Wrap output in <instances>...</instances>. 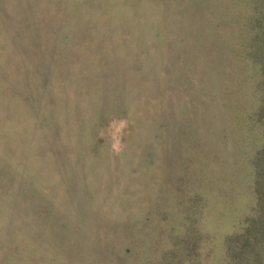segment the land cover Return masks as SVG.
Returning <instances> with one entry per match:
<instances>
[{
    "label": "rangeland",
    "instance_id": "374dc122",
    "mask_svg": "<svg viewBox=\"0 0 264 264\" xmlns=\"http://www.w3.org/2000/svg\"><path fill=\"white\" fill-rule=\"evenodd\" d=\"M263 57L264 0H0V264H264Z\"/></svg>",
    "mask_w": 264,
    "mask_h": 264
},
{
    "label": "trees",
    "instance_id": "16d2710c",
    "mask_svg": "<svg viewBox=\"0 0 264 264\" xmlns=\"http://www.w3.org/2000/svg\"><path fill=\"white\" fill-rule=\"evenodd\" d=\"M260 72H261L260 90L262 92V99H261V105L259 107V113H261L263 117L264 116V63L261 64L260 66ZM260 199H261V195H260Z\"/></svg>",
    "mask_w": 264,
    "mask_h": 264
}]
</instances>
